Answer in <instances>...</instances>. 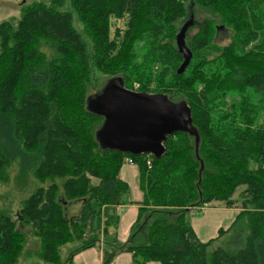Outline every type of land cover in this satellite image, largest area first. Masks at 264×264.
<instances>
[{
    "label": "trees",
    "instance_id": "trees-1",
    "mask_svg": "<svg viewBox=\"0 0 264 264\" xmlns=\"http://www.w3.org/2000/svg\"><path fill=\"white\" fill-rule=\"evenodd\" d=\"M191 8L209 16L178 73L176 25ZM108 75L185 100L198 136L168 135L149 166L146 153L101 146V116L86 99ZM126 156L138 165L143 197L120 240L116 205L134 201L119 176ZM12 166L20 191L33 184L15 213L0 205V264H18L25 226L53 264H72L94 245L102 264L121 251L130 264H264V0H23L17 19L0 20V181ZM241 183L232 222L201 240L191 210L234 203ZM66 242L76 245L61 256Z\"/></svg>",
    "mask_w": 264,
    "mask_h": 264
},
{
    "label": "water",
    "instance_id": "water-1",
    "mask_svg": "<svg viewBox=\"0 0 264 264\" xmlns=\"http://www.w3.org/2000/svg\"><path fill=\"white\" fill-rule=\"evenodd\" d=\"M191 8L175 34V43L182 54L177 72L185 70L192 57L186 33L193 25ZM87 108L102 117L96 135L103 147L134 154L150 153L159 157L165 149L164 141L175 131L198 136L192 125L188 103L171 99L165 92L136 90L124 84L120 75H111L87 96Z\"/></svg>",
    "mask_w": 264,
    "mask_h": 264
},
{
    "label": "crops",
    "instance_id": "crops-1",
    "mask_svg": "<svg viewBox=\"0 0 264 264\" xmlns=\"http://www.w3.org/2000/svg\"><path fill=\"white\" fill-rule=\"evenodd\" d=\"M119 176L128 183L129 195L134 200L133 202L127 201L116 205V211L119 215L117 237L120 240H126L131 224L138 213L139 203L136 201L142 199L143 191L140 187L139 169L135 161L128 162L124 158L119 169ZM93 183L96 182L94 181ZM234 205H218L211 201L202 206L203 208L200 212L191 215L192 227L199 238L201 240L214 238L218 233L219 227H227L240 209V207H235ZM130 262L131 253L121 251L108 264H130ZM72 264H102V246L94 245L78 251L73 256ZM145 264H160V262L158 260H148Z\"/></svg>",
    "mask_w": 264,
    "mask_h": 264
},
{
    "label": "rangeland",
    "instance_id": "rangeland-1",
    "mask_svg": "<svg viewBox=\"0 0 264 264\" xmlns=\"http://www.w3.org/2000/svg\"><path fill=\"white\" fill-rule=\"evenodd\" d=\"M26 2L28 1H32V0H24ZM23 0H0V20L3 19H9V20H13V19H17L20 15L21 12V5H22ZM194 11V9H193ZM197 12L194 11V22L193 25H191L186 33V42L190 41V37L191 35L197 30V24L199 21H201L205 16H209V14L205 11H201V10H196ZM182 23V22H181ZM181 23L179 25H176L177 28H179V26L181 25ZM78 27H80V25H78ZM219 35V40L221 42H228L229 41V36L226 35L225 31L221 30ZM174 43H175V39H174ZM176 44V43H175ZM103 75L100 76H94V82H95V86H98L103 80L104 77H102ZM111 75H108V77ZM107 77V76H106ZM105 77V78H106ZM130 87L129 88H136L139 89L140 87V82L139 81H133L132 83H130ZM155 83L150 82L149 83V88L146 89V91H153L155 89ZM95 88V87H93ZM143 90V89H141ZM101 122V120H100ZM100 124V123H99ZM16 172H17V166H12L11 170H10V174H9V179L7 181H0V205H7L9 209H11L14 213L16 212V209L21 205L20 201H21V196L25 193L28 194L30 190V188L32 187L31 185L33 184V181H29L27 183V185H25V189L24 191H20L17 180H16ZM96 180H98L97 177H92V181L97 182ZM35 182V181H34ZM36 183V182H35ZM37 184V183H36ZM245 184L241 183L239 184V186H237L234 194H233V199H236V201L232 204H235V207H239V205L241 204L240 202V192L243 188H245ZM23 187V188H24ZM214 203H217L218 205H228L226 204L224 201L221 200H213ZM211 202V201H210ZM209 202L204 203L202 206L208 204ZM202 206H200V208H193V210H191V213H189V216L191 217V215H194L195 213L200 212V210L203 208ZM79 207V202H77L76 204L71 206V210H69L68 214H74L76 212V210H78ZM24 230L27 231V235H26V242H25V249L22 253V256L19 257L18 260V264H53L50 263L48 261H45L43 258L39 257L38 251L41 248V242H40V238L39 236L34 235L28 226L24 227ZM76 245V242H66L63 243L60 246V254L61 256H66L68 254V251L74 246ZM38 250V251H37Z\"/></svg>",
    "mask_w": 264,
    "mask_h": 264
},
{
    "label": "built area",
    "instance_id": "built-area-1",
    "mask_svg": "<svg viewBox=\"0 0 264 264\" xmlns=\"http://www.w3.org/2000/svg\"><path fill=\"white\" fill-rule=\"evenodd\" d=\"M125 160L128 162H133V159L130 156H126ZM146 162L148 166L151 164V155L149 153H147Z\"/></svg>",
    "mask_w": 264,
    "mask_h": 264
},
{
    "label": "flooded vegetation",
    "instance_id": "flooded-vegetation-1",
    "mask_svg": "<svg viewBox=\"0 0 264 264\" xmlns=\"http://www.w3.org/2000/svg\"><path fill=\"white\" fill-rule=\"evenodd\" d=\"M135 89V88H134ZM136 90H138V89H136ZM150 92H155L154 90L153 91H150ZM160 92V91H159ZM161 92H163V91H161ZM101 120H102V117H101ZM150 154V153H149Z\"/></svg>",
    "mask_w": 264,
    "mask_h": 264
}]
</instances>
